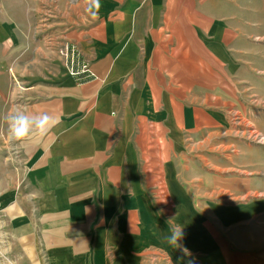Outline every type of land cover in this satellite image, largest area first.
<instances>
[{
    "label": "crops",
    "instance_id": "1",
    "mask_svg": "<svg viewBox=\"0 0 264 264\" xmlns=\"http://www.w3.org/2000/svg\"><path fill=\"white\" fill-rule=\"evenodd\" d=\"M257 73L264 0H0V117L58 120L0 119V262L264 264V146L210 159Z\"/></svg>",
    "mask_w": 264,
    "mask_h": 264
},
{
    "label": "rangeland",
    "instance_id": "2",
    "mask_svg": "<svg viewBox=\"0 0 264 264\" xmlns=\"http://www.w3.org/2000/svg\"><path fill=\"white\" fill-rule=\"evenodd\" d=\"M69 47H74L76 52L81 57L79 49L72 43L70 44L68 42H64L58 47V55L62 58L68 74L69 71L66 65L65 55L67 54V49H69ZM256 77L258 88L257 90H255V97L251 98V96H254V94H249V92L253 93V91H245L244 88L240 89V97L242 99L241 104L244 103L245 106L242 105L240 107V111H238L231 117V120L226 125V128L228 130L226 134L222 135L221 137H219V139H217V141H215L214 144L219 145L220 148L219 150H213V152H210L212 153V155H210L211 161L215 162V158L218 155V160H220L219 158L227 157L225 165L229 163L231 165L235 145H244L251 143L253 145L264 146V73H257ZM235 93L237 92L235 91ZM249 97L251 99L249 104H247L244 100H248ZM244 117L246 120L242 119ZM249 119L252 122L251 124L248 122ZM237 130L239 131L236 132ZM242 130L244 132H240ZM262 156L263 154L261 152L257 153L256 155L258 159H260ZM0 257L6 258L4 254H0ZM0 264L9 263L6 259H4V261L0 262Z\"/></svg>",
    "mask_w": 264,
    "mask_h": 264
},
{
    "label": "clouds",
    "instance_id": "3",
    "mask_svg": "<svg viewBox=\"0 0 264 264\" xmlns=\"http://www.w3.org/2000/svg\"><path fill=\"white\" fill-rule=\"evenodd\" d=\"M98 3V0H96ZM7 123V135L14 141H27L34 136L43 137L47 135L52 128L58 124L57 118L45 111L39 113H30L23 107H16L3 117H0ZM183 238V228L177 226L168 237V243L175 246Z\"/></svg>",
    "mask_w": 264,
    "mask_h": 264
},
{
    "label": "built area",
    "instance_id": "4",
    "mask_svg": "<svg viewBox=\"0 0 264 264\" xmlns=\"http://www.w3.org/2000/svg\"><path fill=\"white\" fill-rule=\"evenodd\" d=\"M65 57L69 74L76 81L80 82V79L83 81L92 77V73L90 72L87 63L82 61L74 47H69V49H67V54Z\"/></svg>",
    "mask_w": 264,
    "mask_h": 264
},
{
    "label": "trees",
    "instance_id": "5",
    "mask_svg": "<svg viewBox=\"0 0 264 264\" xmlns=\"http://www.w3.org/2000/svg\"><path fill=\"white\" fill-rule=\"evenodd\" d=\"M82 81V79H80V82ZM83 81H85V80H83Z\"/></svg>",
    "mask_w": 264,
    "mask_h": 264
}]
</instances>
